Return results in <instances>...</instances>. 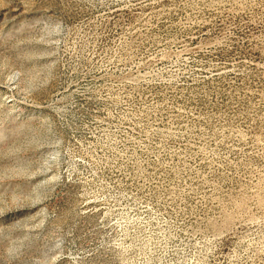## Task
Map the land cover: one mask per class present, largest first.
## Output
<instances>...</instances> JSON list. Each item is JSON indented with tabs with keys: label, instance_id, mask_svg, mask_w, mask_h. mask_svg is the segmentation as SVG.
Masks as SVG:
<instances>
[{
	"label": "rangeland",
	"instance_id": "obj_1",
	"mask_svg": "<svg viewBox=\"0 0 264 264\" xmlns=\"http://www.w3.org/2000/svg\"><path fill=\"white\" fill-rule=\"evenodd\" d=\"M0 264H264V0H0Z\"/></svg>",
	"mask_w": 264,
	"mask_h": 264
}]
</instances>
